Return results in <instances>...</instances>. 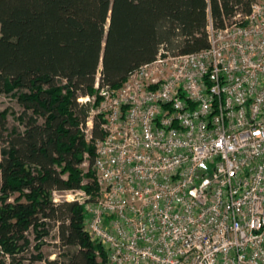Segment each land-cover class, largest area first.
Returning <instances> with one entry per match:
<instances>
[{"label":"built area","instance_id":"built-area-1","mask_svg":"<svg viewBox=\"0 0 264 264\" xmlns=\"http://www.w3.org/2000/svg\"><path fill=\"white\" fill-rule=\"evenodd\" d=\"M205 1L206 48L78 98L87 142L102 119L98 193L75 200L106 264H264V0L222 25Z\"/></svg>","mask_w":264,"mask_h":264},{"label":"trees","instance_id":"trees-1","mask_svg":"<svg viewBox=\"0 0 264 264\" xmlns=\"http://www.w3.org/2000/svg\"><path fill=\"white\" fill-rule=\"evenodd\" d=\"M218 25L250 0H209ZM205 0H0V95L20 107L21 128L0 110V264H106L84 229V205L53 192L96 187L91 139L82 128L90 104L79 97L117 89L160 49L171 55L207 47ZM87 158L85 159V157ZM87 163V171L81 165ZM85 179L90 182L84 183ZM56 227L60 257L41 248ZM32 235V239L30 236Z\"/></svg>","mask_w":264,"mask_h":264},{"label":"rangeland","instance_id":"rangeland-1","mask_svg":"<svg viewBox=\"0 0 264 264\" xmlns=\"http://www.w3.org/2000/svg\"><path fill=\"white\" fill-rule=\"evenodd\" d=\"M79 98H82V97H79ZM5 108L9 109L8 117H7L8 128L9 129H11L12 127L21 128L20 122L17 119L20 113V107L17 105V103L14 100L10 99L7 96L0 95V110L5 109ZM86 158L87 156L85 157V159ZM81 168L84 170V172H86L87 163L85 162L84 164H82ZM91 169H93V167H91ZM83 182L88 183L90 182V179L89 180L85 179ZM97 191H98V187L96 185L95 189L91 190L90 192H84V191L58 192L56 191L52 193V197L55 201H60V200L69 201V200L75 199L76 197H81L83 195V196H87L91 200L96 196V194L98 193ZM30 239H32V235L30 236ZM41 251H42L43 256L49 260L55 259L57 257H60V255H62L61 253L63 252V250L59 248V241L57 240V237H56V227L55 226L50 230L49 235L44 239V244L42 245ZM5 263L6 264L9 263L8 257H5ZM34 264H46V262L38 261V262H35Z\"/></svg>","mask_w":264,"mask_h":264}]
</instances>
